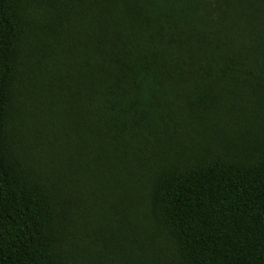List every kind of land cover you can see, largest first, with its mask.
Returning <instances> with one entry per match:
<instances>
[{
    "label": "trees",
    "instance_id": "1",
    "mask_svg": "<svg viewBox=\"0 0 264 264\" xmlns=\"http://www.w3.org/2000/svg\"><path fill=\"white\" fill-rule=\"evenodd\" d=\"M0 264H264V0H0Z\"/></svg>",
    "mask_w": 264,
    "mask_h": 264
}]
</instances>
